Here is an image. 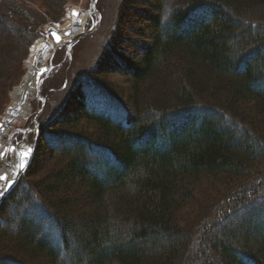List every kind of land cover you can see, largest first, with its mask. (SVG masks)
<instances>
[{
    "label": "trees",
    "instance_id": "16d2710c",
    "mask_svg": "<svg viewBox=\"0 0 264 264\" xmlns=\"http://www.w3.org/2000/svg\"><path fill=\"white\" fill-rule=\"evenodd\" d=\"M26 1L57 21L71 0ZM138 2L151 33L123 55ZM32 11L0 0V114ZM112 26L96 67L37 116L0 203V264H264V0H120Z\"/></svg>",
    "mask_w": 264,
    "mask_h": 264
},
{
    "label": "rangeland",
    "instance_id": "374dc122",
    "mask_svg": "<svg viewBox=\"0 0 264 264\" xmlns=\"http://www.w3.org/2000/svg\"><path fill=\"white\" fill-rule=\"evenodd\" d=\"M9 1V0H8ZM22 3H27L34 10L30 14L33 20L42 22V25L38 27L39 35L33 39L30 47L28 48L27 56L23 61V70L20 78L11 86L7 93L6 106L3 108L0 114V122H2L5 116L6 109L9 107L12 101L11 93L16 86L19 85L23 79L27 66L26 61L28 59V54L30 48L35 42V40L44 38L51 40L52 38L45 33L47 27H53L56 24H61L64 22V18L68 11L75 9L78 11L87 12L89 11L90 5L93 0H71L65 5L62 15L57 21H50V17L46 15L45 9L38 8L34 4L26 1L20 0ZM149 2L156 0H147ZM120 0H96L95 8L92 15L89 16L85 28L82 32L74 36L67 47V43H64L61 48H59L55 54L51 57L50 61H47V65L51 68L47 71L44 80L39 87V96L33 95L28 101V113L24 117H18L17 119L10 122V128L3 135V140L11 145L18 146L21 143H28L30 148L33 143H36L38 137L37 129L33 128L35 115H40L42 118H51V116L60 109L62 104L65 102L68 93L71 88L81 80L85 74L92 68L96 67L98 60L101 56L104 47H108V41L110 37V30L113 27L112 24L116 19L117 8ZM142 4L140 2L134 4V8L130 9L127 14L121 29L119 31V36L116 40L117 46L121 49L123 55L128 56L134 53L131 46V40L137 39L142 41L147 39L146 34L151 33L145 27L144 21L142 22L137 16L139 13L137 9L141 8ZM135 9V11H134ZM140 31L141 35L138 34ZM117 47V48H118ZM67 48L69 50H67ZM67 50V51H66ZM109 81L113 84L121 85L124 78L117 75H110ZM44 90V92H43ZM106 97L96 96L97 106L99 108H107V102L105 103ZM4 104V105H5ZM40 107V111L37 109ZM107 112H114V108L105 109ZM38 123V119L36 117ZM7 159L14 160L17 155L14 151H7ZM30 163V162H29ZM4 165V161L0 159V166ZM28 166V165H27ZM27 169H23L22 173ZM22 173L13 182V185L8 187V191L4 194L2 199L9 193V191L17 184ZM1 199V201H2ZM1 203V202H0ZM38 261L43 262V258L39 257Z\"/></svg>",
    "mask_w": 264,
    "mask_h": 264
},
{
    "label": "bare ground",
    "instance_id": "6f19581e",
    "mask_svg": "<svg viewBox=\"0 0 264 264\" xmlns=\"http://www.w3.org/2000/svg\"><path fill=\"white\" fill-rule=\"evenodd\" d=\"M88 21V13L78 11L74 14L70 10L64 18V22L56 24L52 28L60 35L61 42L64 44L70 42L74 36L82 32ZM63 46V45H62ZM56 44L53 40L40 38L35 40L30 48L28 59L26 61L27 70L22 79V82L14 88L11 93L12 101L9 105V111L5 113L3 121L0 126V159L4 161V165L0 166V196L7 190L12 180L16 177L19 165H23L27 154L20 158L18 162L17 157L14 160L7 159V151L10 150V143L3 140V135L10 128V122L18 117H24L28 113V101L33 95L37 96L39 79L48 71V63L50 56L54 51ZM15 149L13 150L15 153ZM12 151V150H11ZM17 155V153H16Z\"/></svg>",
    "mask_w": 264,
    "mask_h": 264
},
{
    "label": "water",
    "instance_id": "95a60500",
    "mask_svg": "<svg viewBox=\"0 0 264 264\" xmlns=\"http://www.w3.org/2000/svg\"><path fill=\"white\" fill-rule=\"evenodd\" d=\"M95 1H96V0H93V2H92L91 5H90L89 11H88L89 16H91V15H92V12L94 11V8H95ZM71 12L74 13V14H76V13H77V10L72 9ZM45 32H46L47 35H50V36H51L53 42L56 44V47H55L54 51L52 52V54H51V56H50V57H52L53 54H54V52L56 51V49L60 48L61 45H62V44H60V42H61V37H60V35H59V34H58V33H57L52 27H48V28L45 30ZM57 37H58V39H57ZM70 42H71V41H70ZM70 42L67 43V47H69ZM67 50H69V49L67 48ZM50 68H51V67L48 66V70H49ZM44 77H45V76H43V77H41V78L39 79V87H40V84L42 83ZM21 82H22V80H21ZM21 82H20V83H21ZM20 83H19V84H20ZM39 87H38V91H39ZM38 94H39V93H37V96H39ZM39 110H40V108L37 109V112H39ZM8 111H9V107H7V109H6V112H8ZM36 117H37V115H35V117H34V120H35L34 129L37 128ZM0 126H1V122H0ZM34 147H35V143L33 144V146H32L31 148H30V146L28 145V143H21V144H19V145L16 147L15 153H17V160H19L20 158L24 157L25 154H27V156L25 155L27 159L25 160V162H24L23 165H21V164L19 165V167H18V169H17L16 177L12 180V183L10 184V186L13 185V182L17 179V177L20 175V173H22L23 169H25L26 166L29 164V162H30V160H31V158H32V156H33V153H34ZM14 149H15V146L10 144V150L13 151ZM18 162H21V160H19ZM7 191H8V189H7V190H4V192L1 194V196H0V202H1L2 197L4 196V194H5Z\"/></svg>",
    "mask_w": 264,
    "mask_h": 264
},
{
    "label": "snow or ice",
    "instance_id": "6c2138e0",
    "mask_svg": "<svg viewBox=\"0 0 264 264\" xmlns=\"http://www.w3.org/2000/svg\"><path fill=\"white\" fill-rule=\"evenodd\" d=\"M57 39H58V37H57ZM0 179H3V177H0Z\"/></svg>",
    "mask_w": 264,
    "mask_h": 264
}]
</instances>
